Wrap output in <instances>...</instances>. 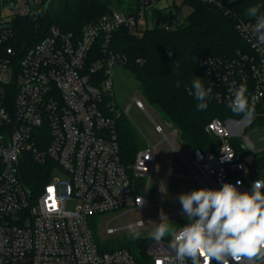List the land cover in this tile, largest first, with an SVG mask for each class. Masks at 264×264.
I'll return each instance as SVG.
<instances>
[{
    "label": "built area",
    "instance_id": "2783aa9c",
    "mask_svg": "<svg viewBox=\"0 0 264 264\" xmlns=\"http://www.w3.org/2000/svg\"><path fill=\"white\" fill-rule=\"evenodd\" d=\"M46 1L0 0V264H139L126 249L104 250L88 220L122 210L144 212L148 185L140 182L161 169L155 162L157 146L151 143L132 165L122 162L118 122L123 115L115 100L112 70L128 61L114 42L122 31L143 37L156 26L177 29L186 21L181 15L187 1L120 0V9H110L78 33L52 27L16 64L9 46L13 21L36 15ZM199 1L210 8L224 7V0ZM178 9L172 22L158 25L155 13ZM5 10L10 12L6 18ZM254 25V18L236 23L247 50L210 58L204 68L213 86L212 100L228 107L235 88L244 83L250 101L255 100V116L251 121L216 118L207 125V133L220 145L217 153L192 150L204 179L184 160L203 188L219 189L239 180L237 188L250 191L254 181L264 178V163L257 162L264 150L257 151L240 135L248 127L264 126V44L256 40ZM136 104L147 112L141 102ZM155 130L165 135L157 123ZM178 135L175 128L167 139L172 143ZM30 163L47 167L48 182L35 192L24 172ZM56 171L64 177L55 176ZM138 196L144 201L140 206ZM72 199L79 204L68 210L66 202ZM117 231L107 229L109 235ZM169 241L166 237L159 245L148 240L151 264H176Z\"/></svg>",
    "mask_w": 264,
    "mask_h": 264
},
{
    "label": "trees",
    "instance_id": "16d2710c",
    "mask_svg": "<svg viewBox=\"0 0 264 264\" xmlns=\"http://www.w3.org/2000/svg\"><path fill=\"white\" fill-rule=\"evenodd\" d=\"M115 1L67 2L58 14H53L49 9L50 0H47V6L36 15L16 18L13 21V39L9 42L15 51L14 62L18 64L29 48L48 37L52 27L63 32L78 33L84 25L108 13L110 4ZM186 1L194 11L177 29L166 31L156 26L143 37L130 36L122 31L115 39L114 49L127 57L126 66L140 81L144 97L160 108L162 115L179 131L188 147L205 153H217L220 142L207 133L206 127L216 118L226 120L236 115L211 97L206 110H197L198 101L191 94V82L199 77L205 87L211 85L203 75L210 58L232 56L237 51L248 49L236 31V23L251 18L247 15L248 8L264 3V0H224L223 8H210L199 0ZM179 11L157 12L154 17L160 25L162 22H172ZM177 81L181 82L179 88L176 87ZM118 131L122 162L130 166L143 145L123 116L118 122ZM257 162L264 163V158ZM24 172L32 192L40 190L48 182L45 166L30 163ZM146 243L136 244L140 252L132 245L120 249L131 252L139 264H151L143 257ZM104 250L114 249L104 247Z\"/></svg>",
    "mask_w": 264,
    "mask_h": 264
},
{
    "label": "clouds",
    "instance_id": "9594fccd",
    "mask_svg": "<svg viewBox=\"0 0 264 264\" xmlns=\"http://www.w3.org/2000/svg\"><path fill=\"white\" fill-rule=\"evenodd\" d=\"M264 3L252 5L247 15L255 19L254 36L264 44ZM181 82H176L180 87ZM213 88L205 87L201 78L191 82V94L198 101L197 110L208 107ZM228 107L236 116L251 121L255 116V100L248 95L246 84L235 88ZM223 183L219 189L199 188L178 196L181 212L188 223L177 229L161 222L150 233V240L159 244L169 237V247L176 264H260L264 261V178L254 181L250 191H240L237 185ZM137 206L144 203L136 197ZM169 220V219H168ZM143 221L129 224L132 239H140L138 230Z\"/></svg>",
    "mask_w": 264,
    "mask_h": 264
},
{
    "label": "rangeland",
    "instance_id": "374dc122",
    "mask_svg": "<svg viewBox=\"0 0 264 264\" xmlns=\"http://www.w3.org/2000/svg\"><path fill=\"white\" fill-rule=\"evenodd\" d=\"M78 0H50L49 9L53 14H58L67 2H77ZM120 0L110 4L111 9H120ZM116 5V6H115ZM183 15L181 18L187 19L192 13L193 8L187 3L182 7ZM10 15L5 10L3 17ZM114 80V94L119 112L123 115L126 122L134 130L143 148L151 143L157 146L156 163L161 165L160 171L152 173L150 179L141 180L140 185H148L147 207L144 212L134 210L127 214L125 210L95 215L89 217V226L92 229L97 243L104 249H120L125 245L136 247L140 242H148L150 233L154 231L157 224L161 222V216L165 215V222L173 224L179 229L188 220L181 212V204L178 196L181 193L190 192L194 189L202 188V184L197 180L193 172L186 165L191 164L198 177L203 180L204 176L194 165L192 151L183 143L181 136L178 135L172 143L167 139L171 137L175 128L170 125L168 119L162 115L160 108L150 103L143 95L141 83L138 81L128 66L119 65L112 70ZM136 100L141 102L146 111L138 108ZM129 112L127 113V109ZM228 119V118H227ZM226 119V120H227ZM163 127L165 135L159 134L155 130V124ZM242 138H247L255 146L257 151L264 150V126L248 127L240 133ZM55 176L64 177L60 171H56ZM207 185H210L205 181ZM140 193L145 194L140 188ZM79 204L76 199L68 200L66 208L74 210ZM169 219V220H168ZM143 220L145 224L138 230L141 233L140 239H132L129 234L128 225L136 224ZM118 229L115 234L109 235L107 229ZM142 256V254H141ZM143 257L150 261L147 252Z\"/></svg>",
    "mask_w": 264,
    "mask_h": 264
},
{
    "label": "crops",
    "instance_id": "0c3cea01",
    "mask_svg": "<svg viewBox=\"0 0 264 264\" xmlns=\"http://www.w3.org/2000/svg\"><path fill=\"white\" fill-rule=\"evenodd\" d=\"M170 125H172V124H170ZM172 126H173V125H172ZM173 127H174V126H173ZM174 128H175V127H174ZM232 130H233L234 133L237 132V129H236L235 127H233ZM183 143H185V142H183ZM185 144H186V143H185ZM186 147H188L187 144H186ZM188 148H189V147H188ZM189 149H190V148H189ZM190 150H191V149H190ZM191 151H192V150H191ZM185 161H186V160H185ZM185 161H184V162H185Z\"/></svg>",
    "mask_w": 264,
    "mask_h": 264
},
{
    "label": "water",
    "instance_id": "95a60500",
    "mask_svg": "<svg viewBox=\"0 0 264 264\" xmlns=\"http://www.w3.org/2000/svg\"><path fill=\"white\" fill-rule=\"evenodd\" d=\"M148 244L145 245V250H147Z\"/></svg>",
    "mask_w": 264,
    "mask_h": 264
}]
</instances>
